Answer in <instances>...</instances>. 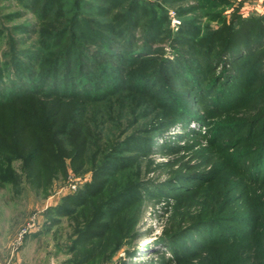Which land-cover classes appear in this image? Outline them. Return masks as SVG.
<instances>
[{"label":"trees","instance_id":"16d2710c","mask_svg":"<svg viewBox=\"0 0 264 264\" xmlns=\"http://www.w3.org/2000/svg\"><path fill=\"white\" fill-rule=\"evenodd\" d=\"M18 1L30 18L9 29V48L0 58V183L14 159L39 187L69 166L92 170L91 181L76 192L68 187L43 211L75 218L88 208L95 218L80 230L82 243L112 229L116 217L118 230L124 210L145 199L143 190L181 203L204 194L215 206L181 214L187 224H174L157 240L173 249L166 263L264 264V105L251 109L255 96L264 97V16L236 8L226 23L223 6L231 0L177 6L180 13L202 11L209 20H185L173 41L179 54L169 60L155 44L171 33L165 4L191 0ZM215 20L222 23L218 28L210 26ZM29 40L30 46L18 47ZM135 95L156 104L151 126L140 124L132 108L113 111L118 98ZM207 116L215 122L208 124ZM175 126L183 128L176 135H206L211 146L243 128L260 132L253 146L227 154L220 167L231 172L221 170V176L192 171L173 173L162 184L129 181L138 159L177 150L163 138ZM199 126L212 132H195ZM234 172L242 177L239 185L232 182Z\"/></svg>","mask_w":264,"mask_h":264},{"label":"rangeland","instance_id":"374dc122","mask_svg":"<svg viewBox=\"0 0 264 264\" xmlns=\"http://www.w3.org/2000/svg\"><path fill=\"white\" fill-rule=\"evenodd\" d=\"M241 3V0H231V4L223 6L226 23L231 21L232 11L236 8L244 15L264 16V0H245ZM183 4L190 7L196 4V1L191 0L179 5L165 4L171 33H166L165 37L169 36L164 41L155 43L156 47H159V56L169 60H175L179 54L175 51L173 41L174 37L182 32L184 21L194 18L204 25L209 20V17L202 11L193 13L187 9L180 13L178 7ZM23 10L18 0H0V58H3L4 51L9 48V29L15 24L25 22L28 17L30 18V14ZM220 24L222 23L215 20L210 26L218 28ZM23 34L21 32L14 33L12 30L11 36L22 38ZM31 42L32 40H29L26 45L20 44L18 47H28ZM259 92L261 91L256 94ZM259 96H255L251 109H259L264 105V97ZM118 99L120 100L114 103L113 111L119 114L121 107L127 112L128 108H132L133 113L135 111L137 113L135 119L139 117L142 119L140 123L142 125L150 124L152 119L158 116V114L154 115L156 104L154 102L144 103L145 99L138 95L133 98L124 96ZM209 105L206 103L204 109ZM202 112L204 113V111ZM205 120L210 125L215 122H209L208 116ZM195 125L197 124L192 123L190 126ZM182 130L181 126H175L163 131V138L171 140L172 145H177V150L174 153H153L146 158L138 159L132 169L127 172L130 175L129 181L139 178V180L145 181L155 180L156 184H162L174 179L176 176L174 174L177 172L189 174L186 172L192 173V171H215V174L221 176L223 174L221 170L231 172L227 168L220 167V164L227 160V154L250 148L260 132V128L257 127L256 131L252 132L243 128L239 133L228 135L227 138L220 140V144L217 145L215 141L211 146L206 142L209 138L206 135L200 139L176 135ZM195 132L210 134L212 130L199 126L196 127ZM222 146L223 148H221ZM85 170L74 171L69 166L67 173H59L57 177L53 178L52 183L47 182L44 186L39 187L35 182L27 179L23 171L22 160L14 159L6 164L3 171L4 180L0 183V264H180L177 261L166 263L165 258H170L168 251L172 252L173 249L169 250L167 246L163 245L164 243L158 244L157 240L165 236L166 230L174 224L179 225L176 227L177 229L187 224L182 220H186L188 216L181 218V214H187V212L192 214L203 210V208H208L207 206L212 208L217 202L204 197V194H199L190 201L181 203L169 197L168 194H163L160 199H157L148 193V189L143 190L142 194L145 199L134 202L129 210H124L122 215L125 216V219L118 224L120 227L118 230L115 228L118 218L116 217L112 221L113 228L110 227L112 229L107 228L104 232H100L99 237L82 243L78 242L80 230L86 228L91 219L95 218L94 213H89L88 208L78 209L75 218H70L68 215L59 217L56 214L49 216L45 215L43 211L49 204L51 205L52 200L53 202L58 198L60 200L61 195L66 192L69 186L74 185L75 189H71L76 192L87 181H91L92 170ZM14 177L18 178L16 183L9 180ZM231 177L232 182L240 184L242 177L237 172L231 174ZM122 181L120 184H126ZM33 220L37 224L35 232L38 231V233L32 231L33 234L27 237L25 234L22 239H19L22 229ZM130 220H132V227L129 229ZM78 243L81 244L78 245ZM79 261L83 262L78 263Z\"/></svg>","mask_w":264,"mask_h":264},{"label":"built area","instance_id":"2783aa9c","mask_svg":"<svg viewBox=\"0 0 264 264\" xmlns=\"http://www.w3.org/2000/svg\"><path fill=\"white\" fill-rule=\"evenodd\" d=\"M69 188L75 189V186H69ZM35 228H37V224L34 222V220L32 222H30L27 227H25L24 229H22L20 235H19V239H22L25 234L27 235L28 233L32 232L35 230Z\"/></svg>","mask_w":264,"mask_h":264}]
</instances>
